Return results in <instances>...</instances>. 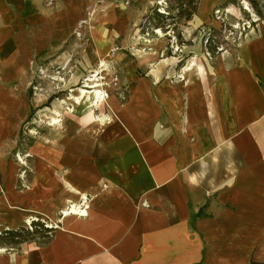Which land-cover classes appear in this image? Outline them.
Returning a JSON list of instances; mask_svg holds the SVG:
<instances>
[{
  "label": "crops",
  "instance_id": "obj_1",
  "mask_svg": "<svg viewBox=\"0 0 264 264\" xmlns=\"http://www.w3.org/2000/svg\"><path fill=\"white\" fill-rule=\"evenodd\" d=\"M222 1L200 0L192 21ZM38 3L0 0V22L42 15ZM2 24L0 38L11 37ZM12 52L0 45V228L35 218L50 236L0 246V264H264V21L182 79L173 67L140 76L130 65L110 122L93 124L101 99L82 118L87 130L29 147L27 184L8 151L21 101L6 74Z\"/></svg>",
  "mask_w": 264,
  "mask_h": 264
},
{
  "label": "rangeland",
  "instance_id": "obj_2",
  "mask_svg": "<svg viewBox=\"0 0 264 264\" xmlns=\"http://www.w3.org/2000/svg\"><path fill=\"white\" fill-rule=\"evenodd\" d=\"M208 1L204 4L202 0V5ZM39 2L44 18L35 11L28 18L14 15L0 22L12 30L11 37L0 38V45L11 44L16 62L6 72L12 76L9 87L21 99L8 142L13 148L8 151L20 167L23 184L33 173L28 151L32 144L58 132L89 128L86 126L92 121L86 123L83 119L94 109L95 88L102 91L104 103L95 108L96 114L92 112L93 124H106L110 122L113 100L121 102L127 96L123 80H127L130 65L137 67L140 76L148 75L155 64L163 69L173 67L177 78L182 79V69H198L197 64L203 61L212 63L220 53L238 46L256 23L264 21V0L216 2L202 23L192 21L199 12L200 0ZM98 37L108 40L100 42V46H106L104 52L95 54ZM151 56L155 57L150 62ZM22 57L28 60L27 67L19 66ZM94 75L97 80H89ZM83 88L90 91L84 98ZM101 117L104 122L98 121ZM54 119L61 120V124H53ZM20 228L16 235L0 228V246L16 248L25 241H46L50 236L35 218Z\"/></svg>",
  "mask_w": 264,
  "mask_h": 264
},
{
  "label": "bare ground",
  "instance_id": "obj_3",
  "mask_svg": "<svg viewBox=\"0 0 264 264\" xmlns=\"http://www.w3.org/2000/svg\"><path fill=\"white\" fill-rule=\"evenodd\" d=\"M103 64V63H102ZM101 66V65H100ZM199 69L202 71V72H204V67L202 66V65H199ZM94 77V79H89V80H97V79H95V77H97L96 75H94L93 76ZM98 86V84H96V85H94V86H92V87H97ZM91 87V86H90ZM88 92L90 93V91H88V90H86V89H82V96H83V98L86 96V94H88ZM93 93H94V95H93V98L95 99V103H93V105L94 106H97L98 105V102L103 98V94H102V91L100 90V89H98V88H95L94 90H93ZM80 99H81V97H77V100L78 101H80ZM81 102V101H80ZM101 119H103V118H99L98 119V121H102ZM61 120H57V119H54V122H53V124H61ZM70 212H72V213H74V212H76V209H75V207H73L72 208V210L70 211ZM69 212V213H70ZM68 214V213H67ZM76 214V213H75Z\"/></svg>",
  "mask_w": 264,
  "mask_h": 264
},
{
  "label": "trees",
  "instance_id": "obj_4",
  "mask_svg": "<svg viewBox=\"0 0 264 264\" xmlns=\"http://www.w3.org/2000/svg\"><path fill=\"white\" fill-rule=\"evenodd\" d=\"M35 224H39V223H35ZM40 225V224H39ZM24 227H22V228H20V229H23ZM46 230L47 231H49L47 228H46ZM7 233H10V234H12V235H16V233H18L17 232V230L16 229H9V230H7Z\"/></svg>",
  "mask_w": 264,
  "mask_h": 264
},
{
  "label": "built area",
  "instance_id": "obj_5",
  "mask_svg": "<svg viewBox=\"0 0 264 264\" xmlns=\"http://www.w3.org/2000/svg\"><path fill=\"white\" fill-rule=\"evenodd\" d=\"M85 200L83 199L82 200V203L84 202ZM83 211H87L88 210V206H86V205H84V207H83V209H82ZM87 214V213H86Z\"/></svg>",
  "mask_w": 264,
  "mask_h": 264
}]
</instances>
